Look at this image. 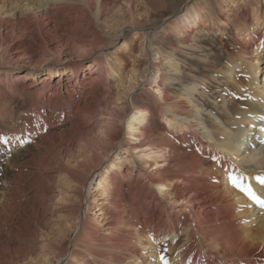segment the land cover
<instances>
[{
  "label": "bare ground",
  "instance_id": "obj_1",
  "mask_svg": "<svg viewBox=\"0 0 264 264\" xmlns=\"http://www.w3.org/2000/svg\"><path fill=\"white\" fill-rule=\"evenodd\" d=\"M150 1L158 9L162 0ZM119 3L0 0V148L37 150L0 172V264H264V208L228 183L242 176L264 198L255 179L264 177V18L256 14L261 32L242 21L247 42L238 38L225 63L214 56L199 82L186 83L175 51L147 43L135 90L152 103L129 95L121 107L107 52L128 44L103 26ZM189 4L165 26L226 36L231 20L215 30ZM128 11L132 29L133 1ZM20 61L50 73L22 77L12 69ZM215 83L219 102L207 93ZM19 105L27 119L15 118ZM59 179L68 184L50 195Z\"/></svg>",
  "mask_w": 264,
  "mask_h": 264
},
{
  "label": "rangeland",
  "instance_id": "obj_2",
  "mask_svg": "<svg viewBox=\"0 0 264 264\" xmlns=\"http://www.w3.org/2000/svg\"><path fill=\"white\" fill-rule=\"evenodd\" d=\"M130 1L134 2V13L136 19V24L132 27V29L128 28L131 23V16L128 11V4ZM149 1L150 0H120L118 8L120 11L119 15L116 18L114 17L115 19H108V23H104L105 25H103L105 26L104 29L107 28L106 32L112 35L119 31H122V33L125 32L123 36L125 38H122V41L124 39L128 44V49H123L117 53H115L117 51V46H114L113 48H111L110 45L108 46L107 58L112 56L110 60L114 61L112 69L113 73L112 77H110L112 82L111 101L113 102V106L118 103V94H120L119 103L121 107L128 101L129 95H133L136 102L152 103L150 98L143 95L142 90H135L136 85L140 82L141 76L143 77L144 75V69L150 63L145 50L147 43H150L152 46L160 47L164 52L175 51L178 61L183 67V71L188 73L186 83L188 84L190 82V75H195L199 82V80L206 75V66H209V69L211 68L210 64L214 56H218L220 59L223 57L225 63L228 55L234 53L238 48V38H241V41L243 42H247L244 32L247 28L242 27V21L248 17V26L252 28L251 30H253V32H261L262 27L261 24L257 22L256 14L258 13L262 16V18H264V0H197L195 3L191 4H189V0H162L163 2L160 1V7L158 9H155V7H153V3ZM206 1L208 5L206 4ZM187 4H195L196 7L204 13V18L206 19L208 26H214L213 28H215V30L220 25L218 24L220 17H224L225 19L232 21L229 25L231 29L226 36H222L218 32L213 33L207 31H199L194 33L192 36H181L176 32L172 22L165 26L167 18L176 14L180 9L186 7ZM211 17L215 18L213 23L211 21ZM151 29L152 32L150 36H148V40L146 34H148ZM262 35H264V30H262ZM71 52L72 50L70 49V60L76 61L81 59L78 53L72 54ZM62 58L65 61L68 59V56L63 55ZM107 58L105 60H107ZM93 61V58H88L83 61V65L88 66ZM207 63L210 64L207 65ZM14 65L16 68L12 69L19 71L20 76L22 77H30V75L35 76L34 74L36 73L37 80H44L50 73V69L46 71V68H43L44 70L42 69L31 73L28 62L20 61ZM211 66L214 65L211 64ZM67 67L66 63L63 67L64 69L62 68L63 71L69 70ZM261 83H264L263 78ZM202 84L207 85V83ZM210 87L211 92L209 90L207 93L211 94L212 99L219 102V85L215 83ZM228 91H225L224 93H227ZM211 98H207L209 101L207 99L206 101L208 103H212L213 100ZM199 99H201V96H199ZM26 108V105H19L15 114V118L17 120L21 117H23V119H27L25 116ZM126 111V114H128L129 108H127ZM92 136L95 139H98L97 137H99L100 134L96 132ZM35 151H37L36 148L31 144H26V146L21 148L16 146L12 149H8L5 145L2 146L0 148V172L8 173L7 165L10 162V157L13 155L18 154L17 157L15 156L16 158L14 157V161L11 162L10 167L19 165L18 163L26 159L30 153ZM75 153L78 154L77 150H75ZM10 167L9 171L11 170ZM126 169H128V162L124 165V171H126ZM66 184H68V182L59 179L58 186H55L56 188L51 190L49 194L54 195L56 192L60 195L61 192L59 191L58 193L55 189L58 190L59 186H66ZM71 204L75 203L70 202V205ZM173 209H175V207H173ZM54 218L58 219L59 216L55 214ZM55 224L63 223L62 221H58L53 223V225ZM71 227H74V222ZM72 234L73 231L70 229V237ZM177 244H180V241H178ZM166 248L167 247L162 246L160 253L164 254ZM46 253L53 255V252Z\"/></svg>",
  "mask_w": 264,
  "mask_h": 264
},
{
  "label": "snow or ice",
  "instance_id": "obj_3",
  "mask_svg": "<svg viewBox=\"0 0 264 264\" xmlns=\"http://www.w3.org/2000/svg\"><path fill=\"white\" fill-rule=\"evenodd\" d=\"M261 118L264 119V117ZM255 179L257 184H259L261 187H264V177H257ZM228 183L238 191L242 192L245 196H247V198L251 200L255 205L260 208H264V198H262L261 195L256 192L251 184L245 183L242 176L236 177L233 175H229ZM161 259H163V257ZM165 264H167V261H165Z\"/></svg>",
  "mask_w": 264,
  "mask_h": 264
}]
</instances>
